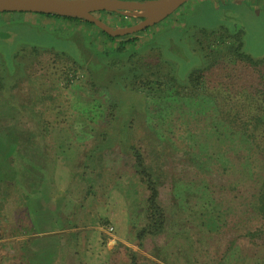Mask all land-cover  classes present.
<instances>
[{
    "label": "rangeland",
    "instance_id": "1",
    "mask_svg": "<svg viewBox=\"0 0 264 264\" xmlns=\"http://www.w3.org/2000/svg\"><path fill=\"white\" fill-rule=\"evenodd\" d=\"M15 15L7 24L0 17V264H264V235H250L264 228L253 205L264 155L251 138L260 133L242 121L254 114L244 103L256 100L263 80L242 61L220 75L206 71L201 30H243L244 50L262 58L264 6L187 2L166 31L156 34L163 23L136 34L128 53L110 57L99 53L118 42L95 27L82 39L48 32L58 26L19 24ZM97 15L115 28L141 20ZM201 69L214 96L204 84L189 86ZM132 144L153 174L166 220L162 233L141 240L150 190ZM28 164L44 167L35 188ZM44 194L41 209L55 212L53 223L28 206ZM37 228L50 231L35 235ZM22 233L28 238H17Z\"/></svg>",
    "mask_w": 264,
    "mask_h": 264
},
{
    "label": "trees",
    "instance_id": "2",
    "mask_svg": "<svg viewBox=\"0 0 264 264\" xmlns=\"http://www.w3.org/2000/svg\"><path fill=\"white\" fill-rule=\"evenodd\" d=\"M45 16H49V17H55V18H59V19H64V20H68V21H73V22H81L84 23L85 25H87L88 27H95L98 30H100V32L103 34V36L107 39L108 43H116L118 42V46L114 49V50H110V49H104L103 51L101 50L99 55L100 57H110L112 54L114 55H121V54H125L129 52V46H135L137 44V36L136 34L139 33H145L148 31H151L153 28L157 27V26H162L163 24V28L162 30H160L158 33H163L166 30H163L164 27L167 25L166 22H168L167 19H165L164 21L160 22L157 25H154L153 27H149L146 30L140 31L138 33L135 34H130L127 36H123V37H113L108 35L107 33L103 32L99 27H97L95 24L90 23L88 21H85L84 19L78 18V17H64V16H59V15H51V14H42ZM188 14H184V20L186 21V16ZM171 18V17H170ZM187 24V23H186ZM122 26V25H121ZM173 30H178V32L175 31V33H179V30L182 31L185 30L186 28L183 26L182 28L177 27V26H172ZM202 33L204 35H207L208 37V43L206 46L203 47V49H207L206 50V55H204V58L206 60L207 66H206V71H208V69H213L215 68V71H217L218 75L221 74L222 71H227L228 67H229V63L230 61H242L246 64H248L250 67V72L252 73L253 76H257V77H261V79L263 80V86L262 87H258V88H254V93L255 96L257 98H255L256 100H253L252 102L249 103H244V107H246L247 109L253 110L254 114L249 115V117L247 119H242L243 121V125L248 128L252 127L254 128L256 131L258 130V132L260 133V135L256 134L254 136L251 135V138L254 139L257 142V145L259 146V150L260 153H262L264 155V57L262 58H255L252 55L248 54L245 50H244V44H245V37H244V31H239L237 33H232V35H228L230 33L231 30L226 29V27H223L222 30H219V34L220 36H218L219 34H217V31L215 30H209L207 28H202ZM156 34L154 37H156ZM217 34L218 39H213L211 38L213 35ZM88 41L91 42V39H89ZM155 42L157 43V40L155 39ZM97 53V52H96ZM95 64V62H92ZM216 64H218V66H216ZM160 67V64L158 65ZM228 66V67H227ZM260 67L263 68V71H260ZM205 70H195L191 75H190V87L191 88H198L200 85L204 84V86L206 87V92L207 94H209L210 96H214L215 95V91L214 89L216 88H211V87H215V86H211L208 85V83L206 82V80L203 78V72ZM179 75V74H178ZM206 82V84L203 82ZM0 81L2 82V78L0 77ZM217 87V86H216ZM210 89V91H209ZM243 104H239L238 108H242ZM256 112V113H255ZM102 140L101 142H99L98 146L105 144L104 139L105 136H101L100 137ZM122 140H120L119 144H124L125 142H127V139L124 137L121 138ZM130 149L135 157V161H136V170L138 172V174H140L143 178V180L147 183L148 189L150 190V197L148 198V203L149 206L147 208V223L139 228V233H138V238L144 239L145 236H151V235H157L163 232L164 227H165V215H164V210L162 208V206L160 205L159 201H158V189L156 186V182L153 178V174L148 170L147 166L145 165V160L144 157L140 151V148L135 145L132 144L130 146ZM95 150H93L92 153H90L88 155V161L93 160L95 157ZM96 158V157H95ZM44 167L42 166H34V165H30L28 164V166H26L27 169V175L29 176V183L31 184V186H33L34 188L38 186V184L41 183L42 180V169ZM32 178V181H31ZM44 182V180H42ZM40 186V185H39ZM91 186V185H90ZM31 191V189H30ZM38 191V190H37ZM26 197H28V192H26ZM45 195H43V197H32L30 196L29 199V205L28 206H34V210L36 212V215H39V213H42L43 216L45 217L46 220H49L50 218H53L54 216V212L53 211H49L46 207H43L42 210L41 206H42V200L43 198H45ZM253 205L254 208H256L259 213H261L264 216V176L261 179V184L260 187L258 189L257 195L255 200L253 201ZM53 212V213H52ZM45 214V215H44ZM57 215V214H56ZM250 235L253 236H262L264 235V228H259L258 230L251 232ZM132 257L133 259L137 258V252L136 251H132ZM33 264H36L33 262ZM40 264V263H38ZM132 264H137L136 262L132 263Z\"/></svg>",
    "mask_w": 264,
    "mask_h": 264
},
{
    "label": "water",
    "instance_id": "3",
    "mask_svg": "<svg viewBox=\"0 0 264 264\" xmlns=\"http://www.w3.org/2000/svg\"><path fill=\"white\" fill-rule=\"evenodd\" d=\"M191 0H0V13H37L78 17L113 37H123L159 24ZM117 12L141 17L135 24L111 27L97 13Z\"/></svg>",
    "mask_w": 264,
    "mask_h": 264
},
{
    "label": "crops",
    "instance_id": "4",
    "mask_svg": "<svg viewBox=\"0 0 264 264\" xmlns=\"http://www.w3.org/2000/svg\"><path fill=\"white\" fill-rule=\"evenodd\" d=\"M191 1L197 2L198 4L202 3L204 1H214L215 4H218L220 2H222V3L226 2V0H191ZM191 1H189V2H191ZM240 1H249L252 4H255L256 6H259V5L264 6V0H240ZM9 14L10 13H0V17L2 19H4L3 24H7V20H8L7 17L9 16ZM13 14H18V15H15V17H14L17 20L13 19V21L18 22L19 24H25V23H28V24L36 23V24H38V23H41V24H43L44 27L58 26V30L48 31V32H64L65 33V32H71V31L73 32L74 31L76 34H78V36H80L82 38L84 36L86 30H88V31L92 30L91 27H88L87 25H85L84 23H81V22L68 21V20L59 19V18H55V17L45 16L42 14L30 13V12H27V13L14 12ZM62 26H64V27H62ZM4 31L6 32V30H4ZM1 37H3L4 40L10 39V38H7L6 33H3L1 35ZM56 218L57 217L55 216V212H54L53 218H50L47 221L50 223H53ZM49 231L50 230L46 231L45 229L41 230L40 228H37L38 234L36 233L35 235L48 233ZM20 236L21 237L18 236L17 238H20L21 240L28 238V236L24 235V233H22ZM6 240H7V238H6Z\"/></svg>",
    "mask_w": 264,
    "mask_h": 264
},
{
    "label": "built area",
    "instance_id": "5",
    "mask_svg": "<svg viewBox=\"0 0 264 264\" xmlns=\"http://www.w3.org/2000/svg\"><path fill=\"white\" fill-rule=\"evenodd\" d=\"M110 230H113V227H111Z\"/></svg>",
    "mask_w": 264,
    "mask_h": 264
}]
</instances>
